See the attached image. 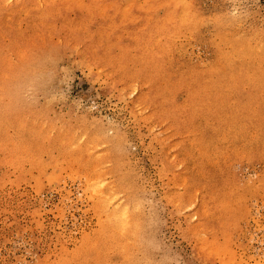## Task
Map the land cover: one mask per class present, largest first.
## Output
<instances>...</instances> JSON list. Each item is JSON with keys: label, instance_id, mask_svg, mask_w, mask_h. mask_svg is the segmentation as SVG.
I'll return each instance as SVG.
<instances>
[{"label": "rangeland", "instance_id": "1", "mask_svg": "<svg viewBox=\"0 0 264 264\" xmlns=\"http://www.w3.org/2000/svg\"><path fill=\"white\" fill-rule=\"evenodd\" d=\"M0 264H264V0H0Z\"/></svg>", "mask_w": 264, "mask_h": 264}]
</instances>
